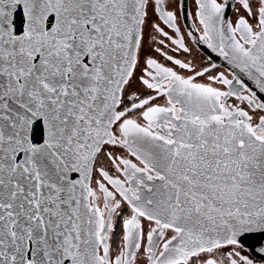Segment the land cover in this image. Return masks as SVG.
Masks as SVG:
<instances>
[{"label": "snow or ice", "instance_id": "6c2138e0", "mask_svg": "<svg viewBox=\"0 0 264 264\" xmlns=\"http://www.w3.org/2000/svg\"><path fill=\"white\" fill-rule=\"evenodd\" d=\"M264 261V0H0V264Z\"/></svg>", "mask_w": 264, "mask_h": 264}, {"label": "flooded vegetation", "instance_id": "af4514ba", "mask_svg": "<svg viewBox=\"0 0 264 264\" xmlns=\"http://www.w3.org/2000/svg\"><path fill=\"white\" fill-rule=\"evenodd\" d=\"M257 264H264V261H257Z\"/></svg>", "mask_w": 264, "mask_h": 264}]
</instances>
